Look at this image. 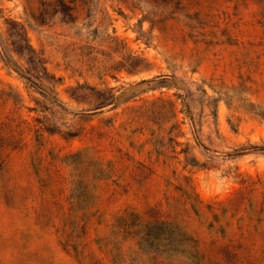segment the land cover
<instances>
[{"label": "rangeland", "instance_id": "obj_1", "mask_svg": "<svg viewBox=\"0 0 264 264\" xmlns=\"http://www.w3.org/2000/svg\"><path fill=\"white\" fill-rule=\"evenodd\" d=\"M0 264H264V0H0Z\"/></svg>", "mask_w": 264, "mask_h": 264}]
</instances>
